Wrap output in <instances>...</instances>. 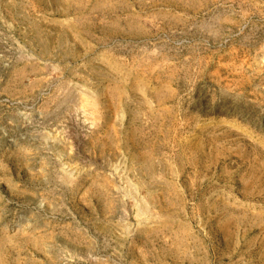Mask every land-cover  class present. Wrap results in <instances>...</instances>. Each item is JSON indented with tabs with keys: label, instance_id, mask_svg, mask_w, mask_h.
I'll list each match as a JSON object with an SVG mask.
<instances>
[{
	"label": "rangeland",
	"instance_id": "rangeland-1",
	"mask_svg": "<svg viewBox=\"0 0 264 264\" xmlns=\"http://www.w3.org/2000/svg\"><path fill=\"white\" fill-rule=\"evenodd\" d=\"M0 264H264V0H0Z\"/></svg>",
	"mask_w": 264,
	"mask_h": 264
}]
</instances>
